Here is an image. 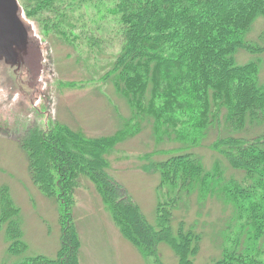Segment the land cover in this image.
<instances>
[{
	"label": "trees",
	"instance_id": "1",
	"mask_svg": "<svg viewBox=\"0 0 264 264\" xmlns=\"http://www.w3.org/2000/svg\"><path fill=\"white\" fill-rule=\"evenodd\" d=\"M19 1L45 35L53 33L70 48H76V31L88 41L90 59H97L100 48L86 26L95 21L87 11L115 23L121 49L100 79L114 88L130 115L117 112V130L109 136L85 137L57 125L23 139L32 183L60 205L61 242L55 257L13 260L27 245L20 209L8 187L1 186L0 227L9 245L1 264H80L72 199L82 175L95 185L120 235L145 256L155 258L157 246L164 244L176 264H194L209 240L217 252L207 264H264V80L259 58L264 31L250 38L257 21L264 20V0ZM241 52L253 58L240 62ZM145 128L158 146L155 154L140 156L145 170L159 178L152 224L111 176L108 160L115 145ZM211 136L209 149L216 158L208 168L193 147ZM166 142H186L191 148L151 160ZM208 201L219 204L220 211L207 210ZM193 205L199 210L191 219Z\"/></svg>",
	"mask_w": 264,
	"mask_h": 264
},
{
	"label": "rangeland",
	"instance_id": "2",
	"mask_svg": "<svg viewBox=\"0 0 264 264\" xmlns=\"http://www.w3.org/2000/svg\"><path fill=\"white\" fill-rule=\"evenodd\" d=\"M20 7L22 17L30 23L42 44L39 48L41 70L34 77L30 88L26 89L27 96H20L15 88L10 91L12 96L7 94L8 91L0 89V187H8L13 202L20 209L22 239L27 245V250L13 260L34 255L55 257L62 235L58 213L60 205L56 200L43 195L32 183L27 158L21 148L23 139L31 133H49L57 125L67 126L71 132H80L85 137L109 136L117 130V112L127 117L130 115L128 107L114 88L100 79L121 49L119 35L114 36L117 27L111 23V19L108 20L111 22L103 21L99 19L98 11H87L86 14L92 15L95 21L89 22L92 26H86L94 33L93 38L98 40L100 48L97 59H90L88 41L79 39L76 31H72L76 48H70L55 38L53 33L45 35L35 20L25 16L21 4ZM263 31L264 20H258L250 38L256 39ZM252 58L245 52L238 54L240 62H248ZM259 58L261 79L264 80V55ZM212 140L213 136L208 137L198 144L201 147H193L196 153L204 157L208 168L212 166L211 159L215 156L209 149ZM174 144L179 145L176 142ZM174 144L166 142L160 145L163 151L151 157V160L157 161L179 152L184 154L191 148H187L186 142L179 145L181 148ZM114 148L108 159L109 173L123 186L146 221L154 223L155 188L159 178L145 170L146 161L141 160L140 156L149 152L151 155L158 146L154 144L150 131L145 128L141 134ZM72 200V218L81 240L80 264H155V258L161 264H176L177 258L167 245L159 244L155 258H150L120 235L95 185L83 175ZM209 206L213 207L215 213L221 209L214 201L207 202V210ZM190 208L194 211H191L189 218H197L199 207L193 205ZM4 238V230L0 227V264L6 258L5 251L9 246ZM216 252L213 243L205 241L194 264H207L216 257Z\"/></svg>",
	"mask_w": 264,
	"mask_h": 264
},
{
	"label": "water",
	"instance_id": "3",
	"mask_svg": "<svg viewBox=\"0 0 264 264\" xmlns=\"http://www.w3.org/2000/svg\"><path fill=\"white\" fill-rule=\"evenodd\" d=\"M18 3L0 0V89L12 96L10 91L15 88L20 96L26 97V89L41 70L42 42L22 17Z\"/></svg>",
	"mask_w": 264,
	"mask_h": 264
}]
</instances>
